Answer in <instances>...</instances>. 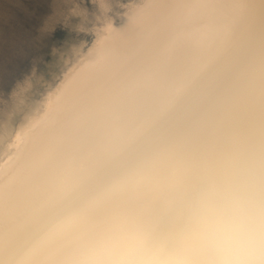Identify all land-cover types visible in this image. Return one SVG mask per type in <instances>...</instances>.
<instances>
[{
    "label": "snow or ice",
    "instance_id": "6c2138e0",
    "mask_svg": "<svg viewBox=\"0 0 264 264\" xmlns=\"http://www.w3.org/2000/svg\"><path fill=\"white\" fill-rule=\"evenodd\" d=\"M143 7L0 186V264H264V0ZM222 187L249 224L228 250L196 232Z\"/></svg>",
    "mask_w": 264,
    "mask_h": 264
},
{
    "label": "rangeland",
    "instance_id": "374dc122",
    "mask_svg": "<svg viewBox=\"0 0 264 264\" xmlns=\"http://www.w3.org/2000/svg\"><path fill=\"white\" fill-rule=\"evenodd\" d=\"M106 1L107 8L98 0H0V119L19 96L17 126L102 22L124 25L126 6L135 0Z\"/></svg>",
    "mask_w": 264,
    "mask_h": 264
},
{
    "label": "bare ground",
    "instance_id": "6f19581e",
    "mask_svg": "<svg viewBox=\"0 0 264 264\" xmlns=\"http://www.w3.org/2000/svg\"><path fill=\"white\" fill-rule=\"evenodd\" d=\"M163 2L169 0H135L130 3L126 6L127 12L122 16L124 22L122 27H116L112 20L104 19L100 27L92 33L93 36L85 49L78 48L79 54L75 60L66 67L57 83L25 113L17 126L14 125V121L24 101L22 102L19 96L15 98V103L11 109H8L10 111L3 112V118L0 119V186L16 172L27 148L36 138L43 136L54 139L60 133V123L72 115V105L80 94L81 86L92 75L88 58L98 52L101 46L123 40V33L135 17L153 14L156 11L145 9L144 5ZM223 2H232V0H223ZM243 2L259 5L260 0H243ZM98 4L103 8L108 7L106 0H98ZM250 15L253 17L252 33L258 59L259 8L254 9ZM256 118L258 128V109ZM64 232L73 237L78 236L79 226L77 224L66 226ZM196 232L201 244L216 250L237 248L248 242V221L237 209L226 187L220 189L219 199L214 201V210L207 213L196 226ZM107 243L105 238L92 242L97 246Z\"/></svg>",
    "mask_w": 264,
    "mask_h": 264
}]
</instances>
